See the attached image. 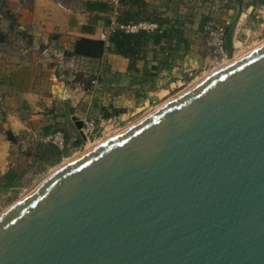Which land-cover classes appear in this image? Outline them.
Instances as JSON below:
<instances>
[{
	"label": "water",
	"instance_id": "water-1",
	"mask_svg": "<svg viewBox=\"0 0 264 264\" xmlns=\"http://www.w3.org/2000/svg\"><path fill=\"white\" fill-rule=\"evenodd\" d=\"M253 12L227 31L230 59ZM0 264H264V45L0 216Z\"/></svg>",
	"mask_w": 264,
	"mask_h": 264
},
{
	"label": "crops",
	"instance_id": "crops-1",
	"mask_svg": "<svg viewBox=\"0 0 264 264\" xmlns=\"http://www.w3.org/2000/svg\"><path fill=\"white\" fill-rule=\"evenodd\" d=\"M251 7L254 6L241 7L234 0H186L180 13L183 17L192 18V22L186 26L192 34L189 52L174 54L167 51L155 54L151 47L147 62L139 64L142 74L129 72L128 59L108 53L102 61L100 71H92L104 81L97 80L91 89H86L84 84L75 81L74 74L89 71L90 62L85 58H66L65 53L73 49V44L79 37L106 40L108 30L104 23H98L93 35H84L82 28L90 19L83 5L79 8L58 4L56 0H34L31 10L21 8L16 12L20 29L33 36L32 45L19 46V43H15L14 48L0 45V108L8 110L10 93L19 95L32 109L30 121L35 127L61 123L81 138L73 121L74 117L83 121L84 125L87 120L92 119L104 125L113 118L129 115L131 109L154 103L156 98L167 96L174 88L183 87L195 71L201 70L215 59L207 42L208 35L202 27L204 18L210 17L209 23L213 25H222L226 21L233 23L241 10L245 12ZM258 13L262 18L258 17L257 20H262L261 26L264 27V4L254 7L253 14ZM247 26L246 24L241 38L250 33ZM108 68L111 71L107 72ZM24 71L29 75L19 76ZM146 72L154 73V78L144 76L143 73ZM114 75L115 82L109 84L108 80L114 79ZM104 111L119 113L117 116L104 118ZM17 121V117L10 121L12 132L22 126ZM7 131L8 128L0 133V160L6 159L8 155V147L5 146ZM49 137L45 141L49 142ZM2 168L1 165L0 172Z\"/></svg>",
	"mask_w": 264,
	"mask_h": 264
},
{
	"label": "trees",
	"instance_id": "trees-1",
	"mask_svg": "<svg viewBox=\"0 0 264 264\" xmlns=\"http://www.w3.org/2000/svg\"><path fill=\"white\" fill-rule=\"evenodd\" d=\"M33 4H34V0ZM186 0H88L83 1L85 11L89 14L90 22L82 28L84 35H93L96 32L98 23L102 21L108 30L107 39H94L88 36L79 37L73 44V49L66 52V58H85L91 64L89 71H79L75 73V81L84 84L86 89H91L98 80L104 79L92 73L95 69L100 71L102 61L108 53L122 56L129 60V72L135 74L142 71L139 64L147 62L149 49L152 47L155 54L167 52L177 54L180 51L189 52L191 50V31L186 28L192 22L191 16L187 17L180 13V8ZM241 7L264 4L263 0H234ZM32 4V7H33ZM30 7V10L32 9ZM172 13V16L169 14ZM0 20L9 22L8 27L0 29V45L7 48L15 43L11 41V33L16 32L18 38L27 37V46H31L33 36L28 31L22 32L18 22V15L9 5V0H0ZM210 17L203 20L202 27L209 36L211 28L218 25L209 23ZM157 24V30L139 29L131 31L130 28L138 27L141 24ZM11 51V50H8ZM99 65V68H97ZM111 71L110 68L106 70ZM147 78L153 77L154 73H143ZM28 76L27 71L21 72L19 76ZM18 76V77H19ZM59 76V75H58ZM115 76V75H114ZM146 78V79H147ZM16 79V78H13ZM114 79H109L108 83L113 84ZM137 79V78H135ZM25 82V80H23ZM119 111H104V118L117 116ZM3 132V129L1 130ZM63 134L66 146L72 140L73 132L66 125L61 123L44 125L41 128L40 140L35 149L38 150V159L46 163L56 164L64 156V149L59 148L51 142L45 141L50 135ZM8 140L17 142V137L11 131H7ZM65 146V147H66ZM21 177V173L16 169L9 170L0 176V192L13 188Z\"/></svg>",
	"mask_w": 264,
	"mask_h": 264
},
{
	"label": "rangeland",
	"instance_id": "rangeland-1",
	"mask_svg": "<svg viewBox=\"0 0 264 264\" xmlns=\"http://www.w3.org/2000/svg\"><path fill=\"white\" fill-rule=\"evenodd\" d=\"M56 1L58 4H63L70 7L80 8L83 5V2L80 0ZM32 4V0H9V5L14 9L15 12L21 8L30 9ZM258 17L262 18V15L258 13L249 17L247 21L248 23L246 24L248 25L247 29L251 31L248 36L241 38L243 46L235 51L237 57L238 55L239 57H243L247 54V52L249 53L250 51L264 44V27L261 26L263 22L262 20H257ZM9 24V22L7 23L0 20V29L2 27H8ZM21 31L24 32L26 30ZM19 39H21V42L23 43H20ZM209 40L210 38L208 37L207 42ZM11 41L12 43H19V46H23L27 45L28 38L23 36L18 38L16 32H13L11 33ZM14 47L15 44L9 48ZM241 54L244 55L241 56ZM11 64L12 63L9 65L10 67ZM213 68V62H210L206 67L195 71L190 77L191 79L189 78V81L183 87L174 88L167 96H160L156 98L154 103H150L149 105L136 107L137 110L136 108L131 109L132 112L129 113V115H122L121 117L113 118L111 121H107L104 125L98 123L96 132L89 138L93 142L96 139V145L89 146L90 148H87L82 154L92 150L99 144L107 141L115 135L127 130L163 105L183 95L186 91L200 83L201 80L207 78L209 73L212 72ZM9 98L10 100L8 110L6 111L4 108H0V133L2 129L4 133L6 128H8V130L11 132L13 131L10 122L12 118L15 120L17 117L22 126L19 128V130H17L18 132H12L14 136L17 137V142L9 141L8 136L5 135L7 139L5 146L8 147V155L6 159L3 158V160H0V166L2 165L3 167V170L0 172V176L6 174L9 170L14 168L21 173V177L13 188L2 190L0 192V216H2L32 191L38 188L46 179L53 175L63 165L68 164L80 157L82 149L85 146V141H83L78 135L73 134L72 137L74 140L70 141V143L65 147L63 154L64 156L59 162L53 164L51 162L46 163L39 160L37 157L38 150L35 149V146L40 140L41 128L43 126L35 127V125L32 124L30 121V118L32 119L33 116L32 109H30L28 104L23 101L21 96L12 95L10 93ZM23 127H26V129Z\"/></svg>",
	"mask_w": 264,
	"mask_h": 264
},
{
	"label": "built area",
	"instance_id": "built-area-1",
	"mask_svg": "<svg viewBox=\"0 0 264 264\" xmlns=\"http://www.w3.org/2000/svg\"><path fill=\"white\" fill-rule=\"evenodd\" d=\"M233 23L231 21H226L222 25H218L216 27H213L209 31V38L210 40L208 41L209 47L212 49L213 54L215 56V59L213 60V70L209 75L221 70L222 68L226 67L227 65L230 64L231 59H229V56L226 51V34L229 29V27ZM159 26L157 24H141L138 27H133L130 28L131 31H137L139 29H145V30H157ZM98 127L97 120L92 119V120H87L85 123V127L83 129L84 135L87 137V140L85 142V146L82 149L81 154L89 148V146H94L97 143V140L93 142L91 139H89L94 133L96 132ZM49 142L55 144L61 149H64L66 146L65 143V138L63 134L57 133L54 135H51L49 137Z\"/></svg>",
	"mask_w": 264,
	"mask_h": 264
},
{
	"label": "bare ground",
	"instance_id": "bare-ground-1",
	"mask_svg": "<svg viewBox=\"0 0 264 264\" xmlns=\"http://www.w3.org/2000/svg\"><path fill=\"white\" fill-rule=\"evenodd\" d=\"M264 45V44H263ZM262 46V45H261ZM236 53V52H235ZM247 54H248V52H247ZM242 55H244V54H241V56ZM238 57H239V55H238ZM237 56H236V54H234V58L233 59H231V62L230 63H233L234 61H237L238 59H240L241 57H239L238 58ZM201 81H203V80H201ZM197 85V84H196ZM153 113V112H152ZM90 148V147H89Z\"/></svg>",
	"mask_w": 264,
	"mask_h": 264
}]
</instances>
